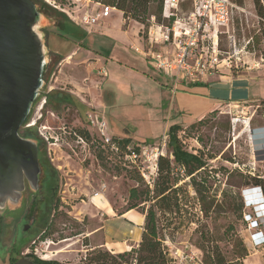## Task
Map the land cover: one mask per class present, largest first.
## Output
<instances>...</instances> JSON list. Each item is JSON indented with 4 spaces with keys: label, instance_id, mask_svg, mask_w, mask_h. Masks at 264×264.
Here are the masks:
<instances>
[{
    "label": "rangeland",
    "instance_id": "1",
    "mask_svg": "<svg viewBox=\"0 0 264 264\" xmlns=\"http://www.w3.org/2000/svg\"><path fill=\"white\" fill-rule=\"evenodd\" d=\"M229 1L233 4L232 19L228 28L219 30L218 49L220 59L225 58L230 67L224 66L215 74H251L264 65L259 31L261 19L253 0ZM39 2L44 8L40 11L43 20L35 29L44 44L45 67L48 64V69L43 71L41 97L38 95L34 100L26 122L32 126L26 130L25 124L20 133L43 141L45 154L57 171L56 192L51 199L42 186L40 175L39 191L34 199L36 207L30 208L28 216L24 215L31 202L29 198L14 216H9L6 209L0 207V264H10L11 259L16 262L26 255L60 264H96L91 257L98 251L115 254L118 252L114 251L121 247H114L109 242L108 246H102L101 204L108 203L115 213L125 210L133 202L130 198L132 187H137L138 199L146 187L153 188V181L158 177L157 155L162 153L171 161L173 157L166 146L167 138L164 141L162 135L152 142L148 140L150 143L139 144L136 164L124 158L123 148L118 153L96 148L92 143L96 132L85 117L88 109L83 113L78 111L75 100L79 98L68 87L62 88L61 83L55 82L60 65V55L55 52L60 37L58 24L65 18L80 21L90 2L55 0V6L44 0ZM156 5V1L151 3V12L155 11ZM181 8L188 10V3ZM114 15L110 14V18ZM160 22H167L162 12ZM49 68H52L50 72ZM75 69L83 73L80 68ZM94 72L97 78L104 75ZM261 87L264 88V84ZM50 90L64 91L72 98L68 103H47L44 94ZM108 93L106 91V98ZM261 100L264 99L227 102L194 122L180 124L178 136L182 146L202 155L206 166L197 177H205L199 195L186 172L173 165L172 174L179 179V210L170 214L156 209L161 220L159 232L177 264H185L181 252L187 251L190 245L191 249L202 250L207 264H215L221 258L225 264H240L242 260L237 256L242 252V243L247 236L251 241V234L261 228L264 196L260 187L252 185L251 178L260 176L264 179V105ZM130 112L136 117L130 125L135 124L139 131L145 128L146 125L138 122L141 116L134 110ZM81 130L88 131L91 140L83 138L84 142H81L76 136ZM42 134L49 140L46 141ZM134 143L138 142L131 140L129 146L133 147ZM39 155L38 151V159ZM95 194L100 197L94 198ZM55 198H58L57 208L53 210ZM204 208L208 210L207 215L202 212ZM250 218L256 225L248 229ZM25 225H28L27 229H24ZM246 230L250 231L249 235ZM43 233L45 236L41 237ZM131 263L132 259H128L123 264Z\"/></svg>",
    "mask_w": 264,
    "mask_h": 264
},
{
    "label": "crops",
    "instance_id": "2",
    "mask_svg": "<svg viewBox=\"0 0 264 264\" xmlns=\"http://www.w3.org/2000/svg\"><path fill=\"white\" fill-rule=\"evenodd\" d=\"M86 1L90 2L86 12L91 16L99 15L91 25L71 19L73 24H69V33L56 41L55 52L63 56L55 73V82L61 83L62 88L68 87L88 107L104 112L108 133L113 138L154 141L170 125L194 122L224 103L264 99V88L261 87L264 65L251 74L219 73L205 81L180 82L174 86L150 67L145 56L134 51V47L146 46L141 23L125 20L122 12L112 6L109 13L102 16L103 4ZM261 3L264 8V0ZM113 13L115 15L110 18ZM149 22V26L153 24L151 19ZM75 68H80L83 73ZM95 70L100 74L104 71L105 75L97 78ZM104 89L109 91L106 103L102 98ZM130 110L141 116L138 122L146 125L145 128L139 131L135 124L130 125V121L136 120ZM93 197H100V194ZM100 209L103 215L102 246H108V242L114 247L119 245L121 247L114 251L118 253L136 246L141 238L144 215L135 209L115 213L105 202ZM247 232L249 235L250 231ZM244 243L248 254L242 259L243 264H264V246H253L249 236Z\"/></svg>",
    "mask_w": 264,
    "mask_h": 264
},
{
    "label": "trees",
    "instance_id": "3",
    "mask_svg": "<svg viewBox=\"0 0 264 264\" xmlns=\"http://www.w3.org/2000/svg\"><path fill=\"white\" fill-rule=\"evenodd\" d=\"M34 4L39 6V10L42 12L44 8H42L43 4H40L39 0H31ZM94 2H99L103 5H108L115 7L116 9L120 10L123 14L125 20L132 19L139 23H141L145 30L144 33L149 26V21L151 16H154L157 22L161 20V12H162V3L163 0H92ZM156 1V9L155 11H150V5L152 2ZM253 4L255 6L257 15L260 17V27L259 31L261 34V38L263 41V50L261 52L262 58L264 60V8L262 6L261 0H253ZM72 23L70 18L63 19L58 24L59 30L58 34L60 37L64 38L69 32V24ZM66 24V25H65ZM68 27V28H67ZM58 54V53H57ZM60 55V54H59ZM63 55L59 56V60L62 58ZM57 60V61H59ZM48 69V64L44 70ZM52 68H49V72ZM46 97V102L52 103L56 102V104L61 103H68L71 100V96L69 93L64 91L58 90H50L44 94ZM41 97V94H39ZM102 98L106 103V91H102ZM264 105V100H261ZM76 108L78 111L82 113L87 111H93V108L88 107L84 103H82L79 99L75 100ZM90 109V110H89ZM86 117V113H85ZM29 119V115L26 118L23 126L26 124L27 120ZM30 127H27L26 130H29ZM181 130V125L179 124H172L167 129L168 139L166 141V146L170 151L171 156L173 157L172 161L168 156L163 154L157 157V172L158 177L153 181V188L150 190L148 187L144 189L143 196L138 199V190L137 187H132L130 189V198L132 199V203L128 205L126 210L129 209H137L144 215V224L143 230L141 233V238L136 246L131 247L127 251L119 252V253H109L107 250L98 251L93 257H91V261L95 262L96 264H123L128 262V259H132L131 264H171L172 258L169 255V251L164 243V238L159 232V222L161 220L157 216L156 209L159 210L161 213H174L175 211L179 210V179L173 176L172 170L173 165L181 167L185 172L186 176L189 177L191 185L193 186L195 192L201 195L202 192V185L205 183V177H201L198 174L202 170L205 169L206 162L203 159L202 155L190 152L186 150L179 139L178 131ZM27 135L33 136L31 133H27ZM80 136L85 138L86 140H91V136L89 135L88 131H80ZM27 137V136H26ZM96 138V137H95ZM94 138V139H95ZM36 139V138H34ZM93 139V138H92ZM37 147L40 153L39 155V164L42 167L41 175V182L42 186L50 193V197L54 196L56 192V181H57V171L49 162L45 151H44V143L41 141L40 138L37 137ZM131 138H113V142L117 145L118 151L120 152L123 148L124 154L126 152V146H129L131 143ZM98 139H95L93 144H96V148L100 150L108 149L111 151L109 146H102L100 142H97ZM151 141V140H150ZM152 142V141H151ZM150 143L148 140L146 141H139L138 144L134 143L135 145L133 148L139 152V144H146ZM137 144V145H136ZM114 152V151H111ZM254 186H258L261 188V192L264 196V179L260 176H252ZM140 179V177H139ZM142 180V179H140ZM57 201L58 198H55L53 210L57 208ZM47 203V202H46ZM149 203L148 207L145 208L144 206ZM205 215L208 214L207 209H203L202 211ZM48 226V225H47ZM46 226V227H47ZM45 233L41 235L44 237ZM243 248L240 255L237 256V259H243L248 253L245 243H242ZM198 248V247H197ZM201 251L202 262L207 264L204 261L202 250ZM30 256V255H28ZM35 264H60L58 261L55 260H43L37 257L32 256ZM10 264H15L14 260H10ZM215 264H225L223 259H219L215 261ZM240 264H243L242 261Z\"/></svg>",
    "mask_w": 264,
    "mask_h": 264
},
{
    "label": "built area",
    "instance_id": "4",
    "mask_svg": "<svg viewBox=\"0 0 264 264\" xmlns=\"http://www.w3.org/2000/svg\"><path fill=\"white\" fill-rule=\"evenodd\" d=\"M44 1L55 6V0ZM186 3L189 9L184 11L181 7ZM232 6L229 0H163L162 16L167 19V22H156L154 16H151L153 24L148 26L144 33L146 46L133 49L136 53L145 56L150 67L163 74L174 86L180 82L205 81L209 76L221 71L222 67H230L225 58L220 59L219 57L218 35L221 27L228 28L230 24ZM110 9V6L103 5L100 14L106 16ZM98 15L99 13L91 16L85 12L81 21L87 25L94 24ZM227 32L228 29H226ZM103 74L105 75L104 71ZM86 118L96 132L97 142H100L102 146H109L111 151H118L113 137L108 133L105 113L87 111ZM26 126L30 127L32 123H26ZM76 136L84 142L82 136ZM43 137L46 141L49 140L46 135ZM166 138L168 139V135L164 131L162 139L165 141ZM95 139H92V143ZM138 156L139 154L133 147L126 146L125 159L136 164ZM261 219V228L251 234L253 246L264 244V214ZM255 225L254 219L250 218L247 221L248 229ZM190 246L187 251L181 252V259L184 263L204 264L200 250L191 249ZM169 255L172 258L171 264H177L173 254L169 252Z\"/></svg>",
    "mask_w": 264,
    "mask_h": 264
},
{
    "label": "water",
    "instance_id": "5",
    "mask_svg": "<svg viewBox=\"0 0 264 264\" xmlns=\"http://www.w3.org/2000/svg\"><path fill=\"white\" fill-rule=\"evenodd\" d=\"M41 20L31 0H0V207L8 181L22 190L24 178L36 183L41 173L37 140L20 134L43 87L45 51L35 29ZM15 264L32 261L23 257Z\"/></svg>",
    "mask_w": 264,
    "mask_h": 264
},
{
    "label": "flooded vegetation",
    "instance_id": "6",
    "mask_svg": "<svg viewBox=\"0 0 264 264\" xmlns=\"http://www.w3.org/2000/svg\"><path fill=\"white\" fill-rule=\"evenodd\" d=\"M22 136H24V135H22ZM38 161H39V159H38ZM39 180H40V175H39L38 181L36 183H31L27 178H24L22 190H16L14 188V182L8 181L7 184L4 185V187H3L5 189L2 190L3 194L5 195V199L3 200L1 208L6 209V213L9 216H14L17 212H19L22 209L24 203L27 201V198H29L31 200V202L29 203L28 210L26 211V213L24 215V216H28V214L31 213L30 208L36 207V206H34L35 205L34 199L36 198V195L39 191ZM16 195H18L17 199L14 200L13 197ZM31 221H32L31 223H33L34 219H32ZM27 228H28V226H27ZM24 257L30 259L32 261V264H35L32 257H30L28 255H26ZM21 258H23V257H21Z\"/></svg>",
    "mask_w": 264,
    "mask_h": 264
},
{
    "label": "bare ground",
    "instance_id": "7",
    "mask_svg": "<svg viewBox=\"0 0 264 264\" xmlns=\"http://www.w3.org/2000/svg\"><path fill=\"white\" fill-rule=\"evenodd\" d=\"M42 20H43V18H42ZM95 195H97V194H95ZM95 195H94V196H95Z\"/></svg>",
    "mask_w": 264,
    "mask_h": 264
},
{
    "label": "clouds",
    "instance_id": "8",
    "mask_svg": "<svg viewBox=\"0 0 264 264\" xmlns=\"http://www.w3.org/2000/svg\"><path fill=\"white\" fill-rule=\"evenodd\" d=\"M262 193V192H261Z\"/></svg>",
    "mask_w": 264,
    "mask_h": 264
}]
</instances>
